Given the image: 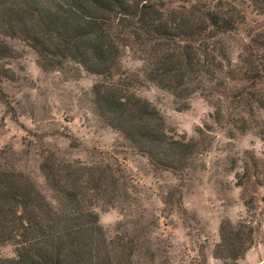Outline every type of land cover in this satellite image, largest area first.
Instances as JSON below:
<instances>
[{"label": "trees", "instance_id": "obj_1", "mask_svg": "<svg viewBox=\"0 0 264 264\" xmlns=\"http://www.w3.org/2000/svg\"><path fill=\"white\" fill-rule=\"evenodd\" d=\"M236 1L0 0V22L35 51L43 70L73 62L98 77L91 91L100 120L153 165L182 173L204 149L203 131L201 139L175 137L136 86L152 84L185 107L199 95L220 128L240 134L257 128L263 135L264 34L250 33L232 56L234 34L245 21ZM250 1L262 11V0ZM128 54L142 63L141 75L122 70ZM12 55L0 44V56ZM41 170L49 198L23 173L0 170V246L14 249L0 264H140L137 239L109 238L96 211L123 209L133 200L118 162L85 165L51 157ZM248 171L245 165L238 184ZM257 231L253 222L224 220L214 257L237 264Z\"/></svg>", "mask_w": 264, "mask_h": 264}, {"label": "rangeland", "instance_id": "obj_2", "mask_svg": "<svg viewBox=\"0 0 264 264\" xmlns=\"http://www.w3.org/2000/svg\"><path fill=\"white\" fill-rule=\"evenodd\" d=\"M262 1V11L250 0L236 1L245 21L234 34L233 57L242 52L250 33L264 34ZM0 44L13 50L12 56H0V170L23 173L49 198L41 164L51 157L85 165L118 162L130 178L133 200L123 209L96 211L109 238L137 239L138 263L224 264L213 253L220 225L228 219L258 227L253 245L236 263L264 264V134L259 129L240 134L220 128L210 117L213 107L199 95L185 107L152 84L136 86L137 95L161 113L175 137L201 139L198 131H203L204 149L189 169L174 173L153 165L100 120L91 91L98 77L73 62L43 70L35 51L10 37L1 22ZM121 67L127 75L142 74V63L130 54ZM259 118L264 121V112ZM245 165L247 178L238 184ZM13 256L12 246H0V259Z\"/></svg>", "mask_w": 264, "mask_h": 264}]
</instances>
